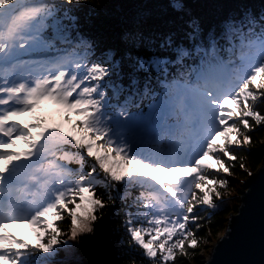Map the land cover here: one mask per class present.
Returning <instances> with one entry per match:
<instances>
[{
	"label": "snow or ice",
	"instance_id": "obj_1",
	"mask_svg": "<svg viewBox=\"0 0 264 264\" xmlns=\"http://www.w3.org/2000/svg\"><path fill=\"white\" fill-rule=\"evenodd\" d=\"M166 7L172 20L140 12L117 46L84 27L103 0H0V264H83L109 212L126 251L101 264H184L230 238L233 217H212L239 199L220 191L237 161L256 175L237 152L264 130V4L235 0L208 25L187 0ZM22 225L31 238L9 230Z\"/></svg>",
	"mask_w": 264,
	"mask_h": 264
},
{
	"label": "trees",
	"instance_id": "obj_2",
	"mask_svg": "<svg viewBox=\"0 0 264 264\" xmlns=\"http://www.w3.org/2000/svg\"><path fill=\"white\" fill-rule=\"evenodd\" d=\"M97 2V0H94ZM235 0H196L192 6H189L192 13L201 18L205 25L216 22L220 16L227 11ZM251 6L257 10L264 4V0H246ZM105 8L101 11L100 15L93 17L90 20L84 21V27L87 32L103 39L106 43L120 46L121 33L125 27L138 18V13L147 11L151 13L152 17L161 19L172 20L173 14L166 7V0H103ZM50 107H44L41 105L40 114L51 117ZM55 116H59L58 110H55ZM26 118L23 122H27L31 119ZM73 119H78L73 115ZM54 122L64 124L65 127H69L66 121L56 119ZM264 140V130L257 129L254 133L255 143L252 145V151L250 153L246 151H238L237 156L242 157L245 165L249 167L253 172L258 170L261 166L264 158V144H260L259 141ZM22 144V141H17V144ZM205 163L215 165V160L211 157L206 158ZM233 176L235 179H229V184L226 188L220 189L223 196H239V189L241 188L242 181L247 177L243 170L239 168V161L236 162L233 169ZM239 199H227L224 210L217 212L213 215L214 221L226 220L228 216L235 212L231 209L232 205H238ZM208 209H205L201 215L206 216ZM51 219V217H49ZM120 216H116L113 212H109L108 217L105 219L102 225H98L97 234L90 238V240L84 241V247L78 249L80 258L83 264H101L102 261L112 262L116 257L126 251V247L120 244V240L124 238V232L122 230L116 231L120 228ZM224 226L216 228L213 231L212 238L217 237L223 232ZM20 235L19 232H15ZM26 238H31L34 233L29 228L24 233H21ZM206 235V233H205ZM203 244L201 248L195 253L196 256H200L204 251ZM124 264V262H121ZM139 264V261H138ZM144 264H147L145 261ZM184 264H204V256L202 260L191 259L184 261Z\"/></svg>",
	"mask_w": 264,
	"mask_h": 264
},
{
	"label": "water",
	"instance_id": "obj_3",
	"mask_svg": "<svg viewBox=\"0 0 264 264\" xmlns=\"http://www.w3.org/2000/svg\"><path fill=\"white\" fill-rule=\"evenodd\" d=\"M196 0H187L192 6ZM256 175L246 177L239 191V211L233 212L232 232L230 238L220 244L215 254L207 256L213 264H234L236 261H254L259 264L262 259L264 244V158ZM216 242L214 239L213 244Z\"/></svg>",
	"mask_w": 264,
	"mask_h": 264
},
{
	"label": "rangeland",
	"instance_id": "obj_4",
	"mask_svg": "<svg viewBox=\"0 0 264 264\" xmlns=\"http://www.w3.org/2000/svg\"><path fill=\"white\" fill-rule=\"evenodd\" d=\"M42 105H44V107H50L49 109H51V117L55 116V110H58V113H63V114H67V109H64L62 106H58L56 105L54 102H50V101H45V102H42ZM229 105L231 106V101H229ZM74 115V114H73ZM31 117V114H24L22 116H19L17 117L16 119L17 120H20V121H24L26 120V118H30ZM50 117V118H51ZM64 125V124H63ZM26 145H24V143H20V144H17V148L18 150H22L23 148H25ZM229 217V216H228ZM30 227H28L27 225H22V226H10L9 230L10 231H14L16 232L14 229H19L21 230L19 233L20 235H22L21 233H24L25 231H27ZM223 232H221L217 237H214L212 238L211 240L208 241V245H209V248L210 246L213 244V241L214 239H217ZM203 256H204V261L207 259V256H208V251L207 250H204L202 252Z\"/></svg>",
	"mask_w": 264,
	"mask_h": 264
}]
</instances>
